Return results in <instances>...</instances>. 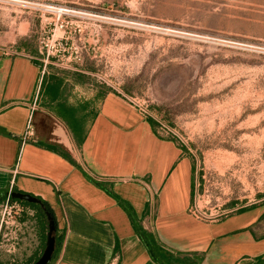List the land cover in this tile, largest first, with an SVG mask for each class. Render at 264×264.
<instances>
[{
	"label": "crops",
	"instance_id": "crops-1",
	"mask_svg": "<svg viewBox=\"0 0 264 264\" xmlns=\"http://www.w3.org/2000/svg\"><path fill=\"white\" fill-rule=\"evenodd\" d=\"M39 58L24 41L0 43V189L49 204L60 238L50 264H157L108 190L129 203L171 264H251L264 252V203L199 217L190 209L191 155L167 125L119 90L85 85L71 98L67 78L42 70ZM25 231L4 254L23 263L44 246L37 225Z\"/></svg>",
	"mask_w": 264,
	"mask_h": 264
},
{
	"label": "rangeland",
	"instance_id": "rangeland-1",
	"mask_svg": "<svg viewBox=\"0 0 264 264\" xmlns=\"http://www.w3.org/2000/svg\"><path fill=\"white\" fill-rule=\"evenodd\" d=\"M18 41L71 98L119 90L167 125L191 155L199 217L264 203V0H0V43ZM23 214L20 232L2 226L0 260Z\"/></svg>",
	"mask_w": 264,
	"mask_h": 264
},
{
	"label": "trees",
	"instance_id": "trees-1",
	"mask_svg": "<svg viewBox=\"0 0 264 264\" xmlns=\"http://www.w3.org/2000/svg\"><path fill=\"white\" fill-rule=\"evenodd\" d=\"M48 89V88H47ZM48 90H53L52 88H49ZM102 185V184H99ZM111 194H113L116 198L119 204L125 209L127 212L131 224L138 234V236L141 238L147 252L151 256V258L157 263V264H171L169 262V255L166 254L161 246L155 241L153 236L149 231H147L140 223L138 219H136L135 214L129 205V203L121 198H119L117 195H115L111 190H108ZM3 195V196H2ZM0 196L4 199L5 198V189H0ZM11 199L16 200L19 202L21 205H26L32 209L31 213H28L26 211H23V217L22 220H25L26 224L29 226V224L33 225L34 227L37 225L38 228L41 231L42 235V240L45 243L46 235H47V229H48V220L49 218L47 217L46 211L49 212L50 217L53 220L54 228L51 231V235L54 238V247L52 251L51 257L54 256L58 249V245L60 242L59 235L56 234V229H55V223H54V216L52 214V210L49 206V204L45 200H41L42 206H40L38 203L35 202H30L24 199H19L15 197H11ZM242 209V207L240 208ZM261 217H264V210L261 213ZM29 222V223H28ZM41 252V251H40ZM40 252L37 255L30 256L26 261L23 262H18L16 258L11 255L7 254L5 255L1 260L0 264H31L40 254ZM52 261V258L49 259L47 264H50ZM251 264H264V252L262 254H259L258 256L255 257V260Z\"/></svg>",
	"mask_w": 264,
	"mask_h": 264
},
{
	"label": "built area",
	"instance_id": "built-area-1",
	"mask_svg": "<svg viewBox=\"0 0 264 264\" xmlns=\"http://www.w3.org/2000/svg\"><path fill=\"white\" fill-rule=\"evenodd\" d=\"M121 95L123 97L127 98L128 100H130V98H128L123 92H121ZM141 108L143 109V111L145 113H150L146 108H144V107H141ZM31 129H32L31 113H29L27 115V118H26V121H25V127H24V131L22 133V139L26 138L31 133ZM11 197L12 196L10 195V190H8L5 193V198L0 203V233H1L2 226L5 225V227H7L8 224L10 225V227L12 226L14 228L13 230H10V231H12V232H14V230L15 231H20V230H18L20 224H19L18 221L14 220V213L17 212V211H21L22 210V206L16 200L11 199ZM234 209H235L234 206L233 207H229V208H225V209L221 210L217 214L218 215L226 214V213H228V212H230V211H232ZM107 264H111V262H107Z\"/></svg>",
	"mask_w": 264,
	"mask_h": 264
},
{
	"label": "water",
	"instance_id": "water-1",
	"mask_svg": "<svg viewBox=\"0 0 264 264\" xmlns=\"http://www.w3.org/2000/svg\"><path fill=\"white\" fill-rule=\"evenodd\" d=\"M10 195L15 198L19 199H24L30 202H35L38 203L40 206H42L40 198L37 196L28 193V192H21L18 190H12L10 191ZM47 217L49 218L48 220V229H47V235L45 239L44 246L38 255V257L31 263V264H47L49 259L51 258L53 247H54V238L51 235V231L54 228L53 220L50 217L49 212L46 211Z\"/></svg>",
	"mask_w": 264,
	"mask_h": 264
}]
</instances>
